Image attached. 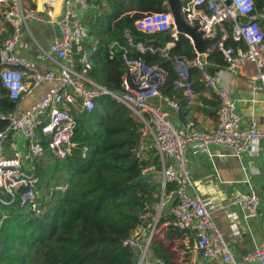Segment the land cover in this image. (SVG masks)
Here are the masks:
<instances>
[{"label":"built area","instance_id":"built-area-1","mask_svg":"<svg viewBox=\"0 0 264 264\" xmlns=\"http://www.w3.org/2000/svg\"><path fill=\"white\" fill-rule=\"evenodd\" d=\"M36 3V0H30ZM53 0H45L52 7ZM181 18L196 29L202 39L209 42L219 36L212 48H217L225 62V69L238 74L246 63L256 69L251 78L252 88L264 90V31L258 20L264 13L255 11L254 0H180ZM84 11L100 17L102 10L96 0H64L63 10L57 20L58 36L47 48L41 46L36 60L15 53L22 29L30 20L42 19L36 7L22 0H0V17L12 28V33L0 46V88L7 90L15 103V110L0 113V119L7 126L0 130V195L1 206L13 205L35 212L39 209V178L32 170V161L49 152L52 156L65 159L77 147L75 133L77 114L92 111L96 101L104 95H111L122 103L131 115L143 124V134L151 138V145L159 155L161 206L165 199H174L170 208L171 218L167 224L174 229H192L197 250L207 259L221 260V264H239L233 257L210 211L201 197L190 190L193 186L188 167L187 149L207 151L209 145L220 144L232 149L236 156L243 152L253 153L256 144L264 139V130L255 121L241 122L236 111L237 100L226 90L216 86V79L207 71V52L192 57L186 54L171 56L176 74L175 88L181 89L186 103L195 101L190 69L195 68L205 86L218 97L216 126L210 131L200 129L193 121H187L181 130L173 123L169 110L177 112L178 102L161 93L166 84L168 71L157 63H148L142 57L132 58L127 48L119 41L109 45L110 57L115 47L122 48V60L127 68L122 75L121 92L113 91L90 77L96 63L93 55L98 51L100 39L93 37L85 24ZM50 12V10H49ZM226 23L230 24V36L237 45H226L228 36ZM134 27L141 32H169L176 34V26L169 7L165 11L144 13L134 21ZM124 37L136 50L148 49L141 42H134L130 31ZM58 59V70L41 71L37 60ZM55 82L30 107L18 110L20 101L31 95L45 82ZM0 89V97H1ZM159 99L169 107L163 108L153 101ZM19 135L25 144L20 146L13 135ZM46 143V145H45ZM141 149L146 145L141 143ZM167 184L172 189L165 193ZM261 198L252 193L240 197L234 203L245 207L249 216L257 214ZM7 217L0 216V223ZM157 215L151 223L139 225L134 232L122 240V245L136 252L134 264H169L149 251L150 241L155 233ZM246 260L264 264V240L249 251Z\"/></svg>","mask_w":264,"mask_h":264},{"label":"trees","instance_id":"trees-1","mask_svg":"<svg viewBox=\"0 0 264 264\" xmlns=\"http://www.w3.org/2000/svg\"><path fill=\"white\" fill-rule=\"evenodd\" d=\"M96 1L104 6L103 0ZM254 1L256 13L263 12L264 0ZM106 2L109 8L92 24L100 45L93 55L96 65L90 77L110 90L121 92L122 75L127 71L123 49L115 47V55L110 57L109 48L112 41H119L130 57H142L167 69L161 93L178 102L177 114L186 112V99L181 89L175 88L171 56H194L190 39L182 33L174 38L169 32L144 33L134 27V21L144 13L167 10V1ZM258 22L264 31V19ZM225 25L228 30L225 44H239L230 36V24ZM126 29L135 43L142 42L148 49L140 52L132 47L124 37ZM11 33L7 24V31L0 36V46ZM218 38L206 46L207 61L212 66L224 67L221 52L211 48ZM169 41H174V45L162 51ZM190 78L195 91L205 85L195 68L190 69ZM0 89V113L14 111L15 103L7 90L2 86ZM219 104L218 97L210 103L217 109ZM77 120L74 138L77 147L71 155L59 159L47 152L32 161V172L39 178L42 193L39 209L26 211L19 201L1 206L0 216L5 213L7 217L0 225V264H134L136 252L123 246L122 240L156 216L162 193L159 155L151 145V138L143 134V124L111 95L97 99L95 108L77 114ZM6 126L7 121L0 119V130ZM141 143L146 145L145 149H141ZM171 189L172 185L167 184L164 192ZM3 194L0 190V195ZM162 221L158 218L156 228ZM149 251L170 262V252L156 233Z\"/></svg>","mask_w":264,"mask_h":264},{"label":"crops","instance_id":"crops-1","mask_svg":"<svg viewBox=\"0 0 264 264\" xmlns=\"http://www.w3.org/2000/svg\"><path fill=\"white\" fill-rule=\"evenodd\" d=\"M22 1L36 7L42 19L30 20L22 29L15 53L36 60L38 49L41 46L47 48L59 34L57 20L61 16L64 0H53L52 7L45 4V0H36V3L30 0ZM103 4V7L100 5L102 12L109 8L106 0H103ZM98 18L94 17L93 13L84 11L85 24L93 37L97 36L93 32L92 24ZM7 24L0 17V36L7 31ZM173 37L176 38L177 33ZM190 42L193 45L191 39ZM173 45L174 41L167 42L162 51ZM206 52L208 54L207 49ZM37 65L41 71L58 70V59L53 56L48 60H37ZM208 66L213 68L212 76L218 85L237 100L236 111L241 122L255 121L258 128L264 130V90L252 88L251 78L256 75L253 64L246 63L236 75L231 74L225 67H216L209 63ZM55 83L56 81L42 83L31 95L20 101L18 110L30 107ZM215 100L217 97L204 85L196 91L194 103L187 104V111L182 114L169 110L159 99L153 102L169 110L170 117L177 127L182 128L187 121H193L200 129L210 131L216 126L217 106L210 105L211 101ZM13 137L20 146L25 144L19 135L15 134ZM187 159L193 181L190 192L195 191L201 197L234 259L239 264H259L257 261L246 260L245 256L264 240V139L256 144L253 153L247 151L240 156H236L231 148L220 144L209 145L205 152L189 147ZM252 193L261 198L255 216H249L245 207L234 203L240 197ZM172 200L174 199H166L156 208L157 218L163 221L157 226L155 233L170 252L169 264H221L219 258L207 259L197 250L192 229H174L167 224L171 217Z\"/></svg>","mask_w":264,"mask_h":264},{"label":"water","instance_id":"water-1","mask_svg":"<svg viewBox=\"0 0 264 264\" xmlns=\"http://www.w3.org/2000/svg\"><path fill=\"white\" fill-rule=\"evenodd\" d=\"M169 10L172 13L174 23L176 26V33H182L188 38H190L193 42V47L195 52L204 53L206 51V45L208 44V40L202 39L200 34L196 31L195 28L188 26L181 18L180 8L181 3L180 0H166ZM90 32V30H88ZM1 51H0V63H1ZM207 71L210 75H213L214 70L211 66H207Z\"/></svg>","mask_w":264,"mask_h":264},{"label":"rangeland","instance_id":"rangeland-1","mask_svg":"<svg viewBox=\"0 0 264 264\" xmlns=\"http://www.w3.org/2000/svg\"><path fill=\"white\" fill-rule=\"evenodd\" d=\"M216 86L218 87V88H221L219 85H218V83L216 82ZM178 128V130H181L182 128H180V127H177ZM159 177H160V175H159ZM42 193H40V195H41ZM166 199L164 198V201H165ZM171 201V200H170ZM159 204H160V202H159ZM158 204V205H159ZM0 225H1V223H0Z\"/></svg>","mask_w":264,"mask_h":264}]
</instances>
